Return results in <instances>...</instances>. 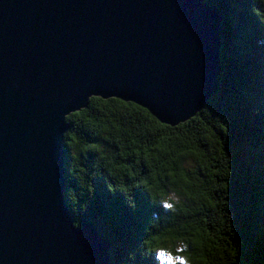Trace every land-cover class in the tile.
<instances>
[{
  "label": "water",
  "instance_id": "95a60500",
  "mask_svg": "<svg viewBox=\"0 0 264 264\" xmlns=\"http://www.w3.org/2000/svg\"><path fill=\"white\" fill-rule=\"evenodd\" d=\"M221 21L204 0H0V264H109L65 201L66 116L97 96L192 118L218 87Z\"/></svg>",
  "mask_w": 264,
  "mask_h": 264
},
{
  "label": "trees",
  "instance_id": "16d2710c",
  "mask_svg": "<svg viewBox=\"0 0 264 264\" xmlns=\"http://www.w3.org/2000/svg\"><path fill=\"white\" fill-rule=\"evenodd\" d=\"M204 1L221 68L195 116L170 126L97 96L66 116L65 201L109 264H264V0Z\"/></svg>",
  "mask_w": 264,
  "mask_h": 264
},
{
  "label": "bare ground",
  "instance_id": "6f19581e",
  "mask_svg": "<svg viewBox=\"0 0 264 264\" xmlns=\"http://www.w3.org/2000/svg\"><path fill=\"white\" fill-rule=\"evenodd\" d=\"M243 66V65H242ZM179 254V253H178Z\"/></svg>",
  "mask_w": 264,
  "mask_h": 264
}]
</instances>
